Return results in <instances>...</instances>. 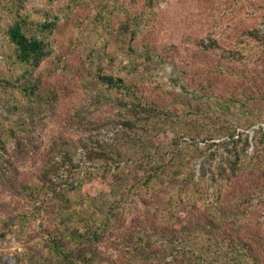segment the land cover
Wrapping results in <instances>:
<instances>
[{
	"label": "rangeland",
	"instance_id": "obj_1",
	"mask_svg": "<svg viewBox=\"0 0 264 264\" xmlns=\"http://www.w3.org/2000/svg\"><path fill=\"white\" fill-rule=\"evenodd\" d=\"M121 1L132 14H145L139 40L155 47L166 60L150 71L148 80L141 81L147 96L161 94L164 83L167 91L175 94L186 82H203L220 73L216 71L218 65L222 71L240 67L250 70V82L236 73L216 80L213 89L219 94L226 96L240 86L250 92L256 86L264 89L261 75L264 62L258 56L235 55L237 42L264 16V0ZM148 1L152 7L147 5ZM105 3L106 0H77L71 5L72 10L68 9L63 20L65 29L55 35L53 54L36 68L41 79L40 99L23 98L19 92L13 96L0 93V137L8 138L6 150H0V264H56L55 242L62 241L71 248L75 240L81 246L79 250L88 252L86 259L90 264H188L191 262L188 244L166 238L171 229L164 224V218L174 217L178 212L177 215L187 220L188 229L177 224L176 231L196 232L201 227L208 228L216 201L227 216L240 208L236 224L227 223L221 236H239L261 253L264 251V148L257 159L260 167L254 172L232 176V186L219 199L216 187L210 186L205 195V186H194L192 174L201 176L206 161L212 166L234 161L238 149L250 158L255 152V132L260 129L264 132V121H260L264 117H258L259 123L247 131L239 129L238 132L249 137L250 145L242 140L237 150L232 141L221 144L220 140L208 148L200 143L199 152L183 148L182 158L173 166H181L183 173H178L159 191H147L143 186L144 175L149 173L150 166L142 159L143 146L123 129L120 115L124 111L105 99L99 100L95 88L96 72L131 77L124 68L129 59L119 50L114 38L125 28L120 24L122 13L114 11L111 17H105L112 36H101L95 29V12L110 8ZM24 6L40 13L45 11L44 18L50 12L63 16L68 0H27ZM58 22L62 25V21ZM79 23L81 27H76ZM213 46H220L221 50L212 49ZM9 63L0 55V74L13 69ZM202 101L219 110L215 100ZM169 102L166 97L165 103ZM174 137L168 130L160 133L157 142L172 150ZM101 146L102 151L111 149L118 159H127V163L120 165H125L120 172L116 171L118 159L110 161L107 174L101 168L96 157ZM65 157L72 158L75 168L71 172L63 168L55 176L56 194L71 196L82 216L74 214L72 203L63 202L55 193H48L34 203L24 186L39 192L35 183L40 182L45 162L51 158L68 161ZM135 183L137 190L126 198L127 188ZM73 184L79 189L74 190ZM171 197L193 201L179 203L177 209L169 210L165 204ZM112 206L115 217L111 216ZM95 231L101 234L98 239ZM147 236L154 240L156 260L146 259V253L137 245V242L146 244ZM178 237L188 238L182 233Z\"/></svg>",
	"mask_w": 264,
	"mask_h": 264
},
{
	"label": "trees",
	"instance_id": "obj_2",
	"mask_svg": "<svg viewBox=\"0 0 264 264\" xmlns=\"http://www.w3.org/2000/svg\"><path fill=\"white\" fill-rule=\"evenodd\" d=\"M24 1L27 0H0V35H2L0 55L13 67L6 74H0V93L13 96L19 92L23 98L36 97L40 99L39 82L41 79L36 74V68L45 57L53 54L56 46L55 35L62 32V28L65 29L63 20L68 15V9L72 10L71 5L77 0H68L66 13L63 16L56 12H50L51 14L45 18V11L40 13L27 9L24 6ZM80 1L83 2L84 0ZM106 4L110 8L94 14L97 23L95 29L100 32L101 36L107 34L112 36L113 32L108 29V20L105 17L106 15L111 17L114 11L122 13L123 18L120 24L126 30L125 28L122 29L120 34H116L114 38H117L116 44L119 50L124 52L126 58L129 59L124 68L131 74V77L102 75L96 72L95 88L99 100L109 101L120 111H124L120 115L123 129L130 135H134V142L143 146L142 159L150 166L149 173L144 175L145 183L143 186L147 191H159L158 189L162 185L170 183L178 173H183L184 170L180 168L181 166L173 167L175 161L182 158L181 150L183 148L199 152L202 150L200 143H205L208 148L211 147L212 143H215V140H220L221 144H230L232 141L235 144V150L238 149L237 144L242 140L250 145L249 137L238 131L239 129L244 131L251 129L259 123L258 117H264V89L256 86L250 92L240 86L236 91L230 92L226 96L213 89V83L216 80L220 77L230 78L232 73H236L241 79L250 82V70L240 67L222 71V66L218 65L216 71L220 73L214 74L212 78L203 82L200 81L198 84L186 82L180 86L181 88L175 94L167 91L164 83L160 88L161 94L153 98L147 96L141 81L148 80L147 77L149 76L147 75L150 71L155 70L166 60L157 52L155 47L139 40L142 25L146 21L145 14H132L121 0H106ZM147 5L152 7L151 1H148ZM58 21H62V25ZM76 27H81V23L77 24ZM211 48L221 50L220 46ZM235 55H240L243 58L258 56L264 62V16L237 42ZM261 75L264 78V71L261 72ZM179 81L182 79L179 78ZM165 95L171 102L165 103ZM54 99L53 96L52 100ZM206 99L215 100L219 105V110L215 111L203 103L202 100ZM260 121H264V119ZM168 130L175 135L172 150L165 149L157 142L160 133ZM6 140L8 138L0 137V150L2 151L6 150ZM253 143L255 152L250 158L247 154L244 155L245 151L238 149L235 151V159L232 162L215 164L214 166L209 161L204 162L202 175L195 177V173L192 174L193 185L200 187L202 184L205 186V195L208 194L210 186L216 187L218 199L222 197L232 186V176L235 177L248 171L254 172L260 167L257 159L264 148L262 129L255 132ZM96 154L101 163V168L107 174L111 169L110 161L118 159V154L111 149L102 151V146L96 150ZM65 159L68 161L57 162L56 159L51 158L45 162L41 177H39L40 182L39 184L35 183V188H39V192L34 191L31 186H24L29 192V198L34 203L40 201L48 193H55V196L62 199L63 202H69V205L72 203L74 214L82 216L83 212L74 207V199L71 196L64 197L63 193L61 195L56 194L53 183L55 176L59 175L63 168L68 172L75 168L72 158L65 157ZM122 162L127 163V159L123 157L118 159L117 172L125 167V165L120 166ZM208 164L209 167L206 168ZM208 174H211V177ZM72 187L74 190L79 189L74 184ZM137 188L136 183L130 185L126 191V198L129 195L132 196V192L136 191ZM113 193L111 192V194ZM185 201L191 202L193 200L187 197H171L165 205L167 209L173 210L177 209L179 203ZM72 206L69 208L72 209ZM207 207H209L208 203ZM61 208L64 209V205ZM113 209L112 206L110 211ZM236 209L233 215L227 216L225 212L221 211L219 202L216 201V204L212 206L211 222H209L208 228L201 227L196 232L184 230L177 232V224L178 227L180 224L182 228H188L185 224L187 220L179 214L177 215L178 212H176L174 213L175 218L173 215L164 218V224L168 229H171L166 238L175 243L186 241L188 257L191 259L188 264H264V251L256 252L249 241L239 236L231 237L229 234L221 236L220 233L221 231L225 232L227 223L228 225L236 224L235 217L237 211L240 214V208L237 207ZM111 216H116L114 210ZM20 217L22 218L21 215ZM239 225L240 223L237 224V227ZM181 233L187 235L188 238L180 239L178 235ZM99 235H101L99 232H94L97 239L100 237ZM65 236L64 234L63 237ZM139 239L142 240V238ZM147 240L146 244L137 242V245L142 252L146 253V259L156 260L157 256L153 250L154 240L151 236H147ZM80 247L78 240L72 243L71 248L62 241L55 242L53 246V253L56 255L55 263L90 264L89 259H86L88 252L85 249L79 250Z\"/></svg>",
	"mask_w": 264,
	"mask_h": 264
}]
</instances>
